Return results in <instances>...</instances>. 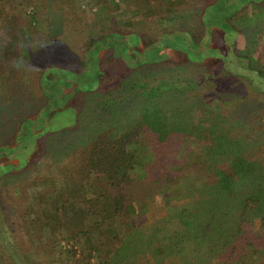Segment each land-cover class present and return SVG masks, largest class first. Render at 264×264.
<instances>
[{
	"label": "rangeland",
	"instance_id": "1",
	"mask_svg": "<svg viewBox=\"0 0 264 264\" xmlns=\"http://www.w3.org/2000/svg\"><path fill=\"white\" fill-rule=\"evenodd\" d=\"M66 1L68 0L12 1L15 19L9 22L21 25L18 31L21 54L15 59L14 65L21 67L20 73L24 80L19 72L17 74L24 87L18 92L21 99L13 101L12 98H8L6 88L0 82L2 83L0 86V147L14 139L20 123L18 131L23 133L24 143L21 150L3 147L0 154L18 155L20 160H23V164H13L14 167L17 166V169H11L9 175L4 176L1 172H8L9 167L3 166L7 164V159L0 158V211H2L0 218L4 220V232L10 237L8 240L5 234L2 236L0 233V252L5 243L9 246V250L13 248L20 250L23 264H97V256L92 251L67 241L65 229L55 228L53 230L55 232L51 233L47 227L44 231L39 228L41 221L45 222L44 217L49 212L42 210L38 205L37 195L41 192L43 195L49 194V199L57 200L60 196L59 191L69 187L75 179H80L79 171L83 166V155L93 140L92 134L103 127L104 121L110 120L112 114L117 111L122 114L121 118L116 120L125 123L133 101L136 99L139 104H142L148 87H154L162 80L177 85L181 91L185 90V93L178 92V95L174 96L172 104L187 105L188 102L182 101H190L192 105H200L208 114L212 111L213 118L222 113L220 116L223 118V126L233 130L230 135L235 140V144L247 145L248 154L255 156L264 152V142L262 146L259 144L256 146L253 143L256 137L264 140V129L257 133L261 126L260 118L264 113L263 105L262 107L259 105L263 104V99L256 97L253 92H250V97H247L244 89L247 90L249 86L245 80L243 86L241 79L230 76L210 60H207L206 64L203 63L205 66L201 64L194 66L179 52L170 54V60H163L161 69L150 66L146 68L131 66L153 58L158 59L161 53L159 49L161 42L153 44L151 46L153 49L151 48L148 52L143 50L162 34L174 32L201 34L199 23L202 3L198 0H166L165 7L171 8L172 11L161 17L160 8L149 10L142 15H130L122 4H116L109 6L107 13L103 14L98 11L97 0H70L69 3ZM214 1L201 18L205 29L204 46L199 55H197L198 49L191 43L188 36L184 39L179 38L180 36L176 37L169 43L170 48L177 49L179 46L174 43L182 39L181 49L184 53L186 52L189 59H192L193 55H197L198 59L214 57L222 63L228 61L232 71L241 72L242 69L236 64L230 48L224 46L223 49L220 48L222 51L220 53V49H214V46L219 44V39L212 37L213 34L208 39V30L221 28L224 31H232L227 34V37L235 38L236 52L248 55L252 61L262 63L264 61V0ZM62 2L64 4H61ZM59 9H67L70 13L76 11L82 15L84 21H82L81 33L74 34L71 29L65 31L62 28L64 22L58 21ZM235 30H238L237 33ZM69 31L74 37L65 44L62 37ZM111 35L116 37L113 40L115 47L113 49L120 53V59L125 62L123 66L119 63L120 59H116L115 62H101L102 65L99 63L100 70L97 71L95 61L104 57L107 59L111 54L109 50L97 47L93 49V53L91 52V58L86 60L87 67L84 68L86 70H82L80 57L83 54V44L87 42V39L103 41L105 37ZM95 50L97 53L94 55ZM125 64H130L131 68L126 67ZM49 68H55L48 73L52 80L47 78L48 74L42 77L40 75ZM63 69L78 75H71ZM96 74L103 77L102 84L97 85ZM135 83L142 84V87L134 86ZM124 84L125 86L121 87ZM102 95H106L108 99H103ZM140 95L141 98H139ZM47 112H53L54 116L48 119ZM40 114V118L35 120ZM28 118L30 120L26 121L25 119ZM49 125L58 132H46ZM12 143L14 144V140ZM12 143L10 142V145ZM197 155L199 150L192 147L187 154V161L190 164L193 163ZM170 169L177 170L174 167ZM188 169L190 167L183 169V172H188ZM180 187V185L175 187L166 184L157 185L158 193L146 202L147 213L144 214L140 209L137 211V216H141L138 225L144 231L142 233L148 234L147 228L154 227L160 220L164 222L172 220L174 222L171 221L169 224L163 222L161 226L170 230L171 237L174 233L178 238L177 231L182 232L180 222H192L187 217L190 210L189 201L179 191ZM242 191L244 193L245 188ZM168 197L173 200L167 201ZM64 200L63 197L60 198V201ZM28 209L33 210L31 215L26 217L24 214ZM36 217L39 218V222L30 228L29 221ZM116 227H112V232L115 234L118 232ZM259 231L258 224L255 222L254 232L258 235ZM41 232H43L42 235ZM13 237H15V243ZM186 240L187 238L182 243H176L180 249L177 246L172 249H177V255L166 258L164 264H185L184 260L188 264H199L200 260L208 261L204 252V255L199 251L191 255L190 252H185ZM109 241V238H105V243L109 244ZM253 242V246L248 249L256 252L255 257H245L249 264H264V235ZM116 246L114 244L113 249ZM163 250L165 249L161 243L154 245V251L160 255ZM146 252L138 254L135 259L136 264L153 263L152 256L156 255ZM212 260L213 264L219 263L217 259ZM0 264L7 263L0 262Z\"/></svg>",
	"mask_w": 264,
	"mask_h": 264
},
{
	"label": "trees",
	"instance_id": "2",
	"mask_svg": "<svg viewBox=\"0 0 264 264\" xmlns=\"http://www.w3.org/2000/svg\"><path fill=\"white\" fill-rule=\"evenodd\" d=\"M12 1L0 0V82L5 86L8 98L18 101L21 99L18 92L24 84L20 83V77L17 74V72L20 73L21 67L15 66L14 61L21 54L18 35L21 25L9 22L15 19ZM69 1L66 2L69 3ZM165 1L97 0V8L99 13L105 14L109 6L122 4L130 15H142L149 10L160 8L162 17L172 11L171 8L165 7ZM198 2L203 4L199 23L201 34L199 32L198 34L196 32L162 34L143 50L148 52L153 44L161 42L159 44L161 53L158 59L153 58L131 66L135 68L150 66L161 69L162 61L168 60L169 56L177 52L185 56L194 66L204 65L207 60H210L230 76L241 79L243 86L245 80L249 86L247 90L244 89L247 97L250 92H253L256 97L263 99V104L259 105L264 107V61L262 63L252 61L248 55L236 52L235 38L227 37V34L232 31H224L221 28L208 30V39L211 38V34H213L212 37L219 39V44L215 45L214 49H223L224 46L230 48L236 64L242 69L241 72L232 71L228 61L222 63L214 57L207 58L208 56L202 59L197 58L204 46L205 28L201 18L209 5H213L215 1L198 0ZM58 11H56L59 16L58 21L64 22V26L62 23L61 26L65 31L71 29L74 34L82 32L81 25L84 20L79 12L70 13L67 9ZM29 25L31 26V23ZM71 31L62 37L63 43H69V40L74 37ZM237 31L235 30V33ZM178 36L183 39L188 36L191 43L198 49V54L193 55L192 59H189L186 52L184 53L181 49L182 39L174 43L179 46L177 49L170 48L169 43ZM114 38L116 37L111 35L105 37L103 41L87 39V42L83 44V58L80 57L81 69L87 67L86 60L91 58L93 49L97 47L111 52L107 59L104 57L95 61L97 71L100 70L99 63L115 62L116 59H120V53L113 49L115 48ZM221 49L220 53H222ZM96 53L97 50L94 51V55ZM123 62L120 59L119 63L122 66ZM129 65L125 64L126 67ZM53 70L55 68H49L40 75L42 77ZM69 74L78 75L70 72ZM47 76L49 80H52L50 74ZM21 78L24 80L22 75ZM102 79L101 75L96 74L97 85L102 84ZM124 86L125 84L121 87ZM134 86L140 88L142 84L135 83ZM178 92L183 94L185 90L181 91L177 85L162 80L154 87H148L142 104H139L136 99L133 101L125 123L116 120L121 118L122 114L118 111L112 114L110 120H105L103 127L92 134L93 140L83 155V166L79 171L80 179H75L69 187L59 191L60 196L57 200L49 199V194L38 193L36 199L38 205L42 210L49 212L44 217L45 222L41 221L39 228L44 231L47 227L51 233L55 232L53 231L55 228L65 229L67 241L92 251L97 256V264L126 262V264H136L135 259L138 254L146 251L156 255L152 256L154 259L151 264H164L166 258L177 255V249L172 248L177 246L180 249L176 243H182L185 238H187V242L184 243L185 252H190V255L198 251L201 254L205 253L208 261L200 260L199 264L204 262V264H213L212 259H217L219 262L217 264H249L245 256L253 258L256 252L249 251L248 248L253 246V240H258L261 235H264V152L255 156L248 154L247 145L235 144V140L230 135L233 130L223 126V118L220 116L222 113L213 118L212 111L208 114L200 105H192L190 101H182L188 102L187 105L172 104ZM102 96L103 99H108L106 95ZM141 97L140 95L139 98ZM45 101L47 102V99ZM40 116L41 114L35 120H38ZM53 116V112H47L48 119ZM260 120L261 126L257 133L264 129V113ZM20 124L18 130H20ZM18 130L13 137L14 144L13 140L9 141L0 147V152L3 147L10 150L23 149V133ZM46 132L58 131L49 125ZM256 138L253 143L256 146L258 144L262 146L264 140H261V137ZM258 139L260 140L257 141ZM192 147L199 150V155L190 164L187 161V154ZM0 158H6L7 164L3 166L9 167L8 172H1L4 176H8L11 169H17V166L14 167L13 164H23V160L15 154L11 156L0 154ZM172 167L177 170H171ZM189 167L188 172H183V169ZM159 184L171 187L180 185L179 191L189 201L190 210L187 217L192 222H180L182 232L177 231L178 238L174 233L171 237L170 230L161 226L163 220L158 221L154 227L149 226L148 234L142 233L144 231L138 225L141 216H137V211L140 209L144 214L147 213L146 202L158 193L156 188ZM61 197L65 200L60 201ZM166 200L171 201L173 198L168 197ZM31 210L33 209L26 210L24 216L31 215ZM3 221V218H0V233L2 236L5 234L10 240L8 234L4 232ZM171 221L164 223L169 224ZM29 222L30 228H33L39 222V218L36 217ZM255 222L260 229L258 235L254 232ZM114 226H117L119 236L112 232ZM105 238H109L111 244L105 243ZM13 240L15 243V237ZM158 242L165 249L161 255L154 251V245ZM114 244L117 246L113 249ZM5 246L0 252V262L23 264L20 250L17 251L13 247V250H9L6 243ZM183 263L188 264L185 260Z\"/></svg>",
	"mask_w": 264,
	"mask_h": 264
}]
</instances>
